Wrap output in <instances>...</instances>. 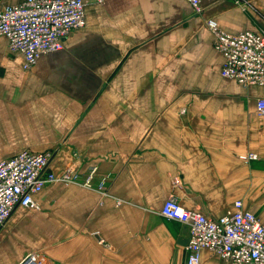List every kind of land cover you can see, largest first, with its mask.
I'll return each instance as SVG.
<instances>
[{
  "label": "crops",
  "instance_id": "crops-1",
  "mask_svg": "<svg viewBox=\"0 0 264 264\" xmlns=\"http://www.w3.org/2000/svg\"><path fill=\"white\" fill-rule=\"evenodd\" d=\"M83 1L85 26L29 70L0 36V160L51 151L56 175L79 176L14 211L0 264L35 252L46 264H180L190 232L161 215L169 197L213 218L242 200L264 221V86L222 76L207 26L264 32V0H203L201 13L185 0Z\"/></svg>",
  "mask_w": 264,
  "mask_h": 264
},
{
  "label": "built area",
  "instance_id": "built-area-1",
  "mask_svg": "<svg viewBox=\"0 0 264 264\" xmlns=\"http://www.w3.org/2000/svg\"><path fill=\"white\" fill-rule=\"evenodd\" d=\"M201 13L203 0H185ZM83 0H24L6 5L0 11V36L10 50L24 58L23 68L34 67L43 54L63 48L71 33L85 26ZM207 26L214 35V47L223 55L221 74L244 87L264 86V32L244 30L231 33L215 19ZM257 114L264 117V97L256 102ZM53 153L22 150L0 160V231L17 208H38L36 196L55 183H76L72 169L56 175L50 169ZM249 162L257 154L241 156ZM161 215L189 228L188 257L180 264H203L202 250H208L232 264H264V221L246 210L242 200L219 218L184 208L178 199L169 197ZM21 264H46L37 252Z\"/></svg>",
  "mask_w": 264,
  "mask_h": 264
},
{
  "label": "rangeland",
  "instance_id": "rangeland-1",
  "mask_svg": "<svg viewBox=\"0 0 264 264\" xmlns=\"http://www.w3.org/2000/svg\"><path fill=\"white\" fill-rule=\"evenodd\" d=\"M238 1V0H237Z\"/></svg>",
  "mask_w": 264,
  "mask_h": 264
}]
</instances>
